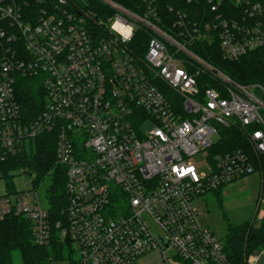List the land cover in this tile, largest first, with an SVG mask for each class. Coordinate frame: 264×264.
Masks as SVG:
<instances>
[{"label": "built area", "instance_id": "built-area-1", "mask_svg": "<svg viewBox=\"0 0 264 264\" xmlns=\"http://www.w3.org/2000/svg\"><path fill=\"white\" fill-rule=\"evenodd\" d=\"M158 1L140 0L132 10L115 0H0V162L34 151L39 134L54 132L66 193L53 220L34 185L8 189L0 220L25 217L38 245L54 229L75 264L153 257L232 264L223 242L198 221L195 199L254 166L242 149L208 157L209 173L187 159L208 151L229 126L264 154V85L238 82L193 45L217 40L227 60L264 49V0H185L206 5L191 18L172 6L167 15ZM135 31L147 36L139 52L130 43ZM27 74L41 76L46 91L34 119L14 91ZM19 171L35 182L33 171ZM259 250L244 254L243 264H264Z\"/></svg>", "mask_w": 264, "mask_h": 264}, {"label": "trees", "instance_id": "trees-1", "mask_svg": "<svg viewBox=\"0 0 264 264\" xmlns=\"http://www.w3.org/2000/svg\"><path fill=\"white\" fill-rule=\"evenodd\" d=\"M121 5L132 10H137L140 0H115ZM160 11L167 15L169 6L188 13L191 18L192 10L197 7L204 9V2L188 3L185 0H159ZM171 17V16H170ZM147 36L142 31H135L131 46L138 52L140 42H145ZM193 48L198 54L218 68L229 74L233 79L241 83L259 82L264 85V49L259 48L245 53L234 59L223 58L219 43L198 41ZM15 96L20 103L22 112L28 119H34L45 107V87L39 75L18 76L15 82ZM169 97L181 102L179 96L167 89ZM35 149L20 156L0 162V177H9L8 171L27 167L28 171L36 173L35 184L49 177L46 188V200L49 204L51 219L60 217V212L66 203L64 190V168L55 164V134L41 133L35 138ZM242 149L248 155L254 166V171L260 173L264 179V154H257L249 145L245 135L235 126L219 128L217 142L208 149V157L216 153H226L232 150ZM9 184V183H8ZM221 186L213 189V193L220 200ZM217 199V200H218ZM264 247V216L255 222L245 221L238 225H228V231L223 240V249L226 251L232 264H243L244 254L257 251ZM18 251L19 264H51L54 261L72 260V248L67 240H61L52 230L51 240L45 245L34 242L31 223L22 216H8L0 220V264H16L13 252Z\"/></svg>", "mask_w": 264, "mask_h": 264}, {"label": "rangeland", "instance_id": "rangeland-1", "mask_svg": "<svg viewBox=\"0 0 264 264\" xmlns=\"http://www.w3.org/2000/svg\"><path fill=\"white\" fill-rule=\"evenodd\" d=\"M150 128L148 123L140 127L144 134ZM213 140L217 141V136H213ZM187 161H190L195 166L198 173H209L208 151H200L189 157ZM7 176L9 177H0V195L8 189L27 190L34 185L41 205L43 207L47 206L46 188L49 184V177L35 184L36 182H32L29 174L21 173L19 168L11 170ZM218 197L220 200L213 191H210L196 198L195 203L199 211L198 221L212 231L221 242L224 240L229 224L238 225L245 221L250 222L253 219L257 222L261 215L264 216V179L261 178L260 173L257 171L251 172L235 181L225 183L221 186ZM259 253L260 250L253 251L252 255L255 256ZM13 257L14 262L19 264L18 251L13 252ZM76 259L77 255L72 254V260L64 259L54 261L51 264H75ZM260 261L264 262V255ZM148 264L160 263L153 257L150 258Z\"/></svg>", "mask_w": 264, "mask_h": 264}, {"label": "snow or ice", "instance_id": "snow-or-ice-1", "mask_svg": "<svg viewBox=\"0 0 264 264\" xmlns=\"http://www.w3.org/2000/svg\"><path fill=\"white\" fill-rule=\"evenodd\" d=\"M259 135V134H258Z\"/></svg>", "mask_w": 264, "mask_h": 264}]
</instances>
